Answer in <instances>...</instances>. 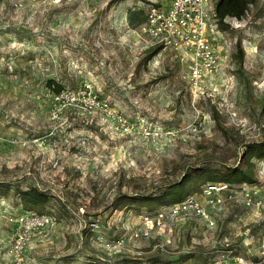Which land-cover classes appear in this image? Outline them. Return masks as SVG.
Returning <instances> with one entry per match:
<instances>
[{"label":"rangeland","instance_id":"374dc122","mask_svg":"<svg viewBox=\"0 0 264 264\" xmlns=\"http://www.w3.org/2000/svg\"><path fill=\"white\" fill-rule=\"evenodd\" d=\"M161 1L0 0V264H11L15 218L27 211L17 192L28 187L48 194L31 211L54 224L29 242L24 264H226L228 248L256 256L264 210L241 197L253 189L264 201V157L250 159L252 184L208 197L197 179L187 198L205 216L125 200L154 198L187 169L232 165L248 143L264 142V0L225 18L223 59L204 92L190 90L173 51L153 53L128 24L130 10ZM49 79L83 92L81 102L59 104ZM89 94L121 114V131L88 109ZM158 212L163 220L143 235L111 251L100 245Z\"/></svg>","mask_w":264,"mask_h":264},{"label":"built area","instance_id":"2783aa9c","mask_svg":"<svg viewBox=\"0 0 264 264\" xmlns=\"http://www.w3.org/2000/svg\"><path fill=\"white\" fill-rule=\"evenodd\" d=\"M214 0H163L151 4L144 10L145 20L138 25L139 32L145 36L147 48L160 46L173 51L178 59L187 67V78L190 90L204 92L206 82L218 73L223 54L221 50V30H219L214 15ZM83 92L73 89L61 90L52 94L59 104L76 105L81 102ZM88 109L98 108L107 117L116 130L121 131L126 121L121 114L111 110L107 104L95 94H89ZM127 127V124H126ZM128 128V127H127ZM126 128V129H127ZM129 129V128H128ZM146 136L151 135L150 130L144 128ZM231 185L226 183L207 184L202 188L203 195H218V192L229 190ZM241 189V187H240ZM244 190V189H242ZM241 200L248 208L264 210V201L256 196V191H243ZM233 197L231 192H226L223 199ZM210 202H221L219 196L211 198ZM189 207L198 216H205L202 204L195 199L186 198L184 201L171 205L173 213ZM15 220L18 225L12 235L7 254L11 264H24L27 245L34 237L44 236L46 230L53 226L51 215L26 211L20 213ZM163 220V213L158 212L154 217L144 215L141 218V227L130 232L128 237L119 236L110 240H101L100 245L105 250H113L123 246L125 242L144 234V229H151ZM90 227L97 226V222H90ZM143 227V228H142ZM92 228V229H93ZM226 264H264V225L257 238V254L248 258L242 254H233L232 249H226Z\"/></svg>","mask_w":264,"mask_h":264},{"label":"trees","instance_id":"16d2710c","mask_svg":"<svg viewBox=\"0 0 264 264\" xmlns=\"http://www.w3.org/2000/svg\"><path fill=\"white\" fill-rule=\"evenodd\" d=\"M254 3L255 0H215L214 15L219 30L224 31L228 28L229 24L225 21L226 17L240 20ZM144 20L145 14L142 10H130L127 14V21L131 27L140 25ZM148 49L153 50V53H155L160 49V46H153ZM46 86L52 94H57L63 89V86L53 79L47 80ZM252 156L264 157V142L248 143L236 163L232 165L219 162L218 167L197 166L187 169L179 181L168 186L154 198L144 196L142 199L130 197L125 198V200H137L148 204L160 203L161 206L174 205L184 201L197 189L200 190V184L196 185L195 182L201 177L204 179L201 181L203 185L213 183H226L231 186L237 183L252 184L256 181L252 170L253 163L250 160ZM17 193L23 208L27 211L42 207L48 201V194L37 187L20 189Z\"/></svg>","mask_w":264,"mask_h":264}]
</instances>
